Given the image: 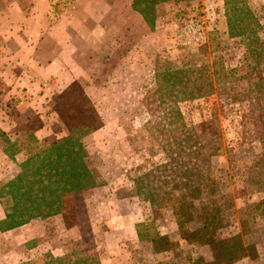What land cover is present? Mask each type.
Here are the masks:
<instances>
[{
	"label": "rangeland",
	"instance_id": "374dc122",
	"mask_svg": "<svg viewBox=\"0 0 264 264\" xmlns=\"http://www.w3.org/2000/svg\"><path fill=\"white\" fill-rule=\"evenodd\" d=\"M225 1L164 0L154 9L150 43L143 41L141 32L128 29L107 56L95 57L80 44L81 52L75 55L78 71L90 75L93 85L103 83L110 93L87 96L88 83H73L69 93L48 98L42 111H30V126L0 133V264H49V257L80 256L101 264H226L218 250L236 237L237 242H230L235 245L232 257L240 252L245 258L232 264H264V216L259 212L252 217L254 209L262 210L264 181L258 183L257 171L249 169L259 163L257 169L264 172L259 142L264 135V0H240L252 12L253 24L257 20L254 28L260 43L253 56L249 40L229 37ZM68 3L52 4L50 20ZM194 23L201 26L204 39L196 40L190 29ZM172 70H186L196 81L208 71L213 93L182 97L177 107L188 129L205 133L200 144L207 150L200 164L219 183V196H226L222 204L232 206L224 212L229 225L194 245L180 239L172 207H152L134 187L142 172L167 161L164 139L155 138L161 145L149 132L154 133L153 124L170 100L158 99L155 76ZM107 75L111 79L104 81ZM4 100L0 95V102ZM41 117L49 126L39 129L38 137L45 139L37 140ZM66 137L79 139L84 146L95 190L59 196L56 213L44 206L38 217L9 231L8 212L15 196L21 199L19 193L30 192L37 184H54L47 175L58 172L54 163L58 154L50 148ZM134 222L144 223L140 228L144 236L159 233L178 246L169 254H154L150 244L129 228Z\"/></svg>",
	"mask_w": 264,
	"mask_h": 264
},
{
	"label": "trees",
	"instance_id": "16d2710c",
	"mask_svg": "<svg viewBox=\"0 0 264 264\" xmlns=\"http://www.w3.org/2000/svg\"><path fill=\"white\" fill-rule=\"evenodd\" d=\"M163 1L132 0L131 6L153 29L155 6ZM224 9L229 37H242L249 40L250 46L248 47H250L253 56L254 46L260 43L254 28L257 20L253 24L252 12L244 3L240 4V0H226ZM155 78L159 86L155 92L158 99L161 102L167 98L170 100L166 101L167 108L165 111L162 110V117L153 124L152 130L156 134L149 133L154 136V139L156 137L164 139V152L167 161L142 172L135 179L134 187L136 194L143 197L142 199L149 202L152 207H172L180 239L194 245L202 242L206 236L216 233L219 228L221 229V226L225 225L224 212L232 207L227 202L224 203L227 207L222 204L226 196H219V191L216 188L219 183L215 182L214 175L207 173L200 164L201 155L207 150L206 146L200 144V141L207 138L205 133L200 135L194 130L188 129L177 107V103L179 99H183L182 97H209L213 93L210 89L211 78L207 70L198 77L197 81L191 80L190 73L186 70H172L156 74ZM0 133L3 134L1 130ZM156 142L158 141L156 140ZM259 142L264 148V135L260 137ZM158 143L163 145L161 142ZM50 152L58 154L54 161L58 165V172L47 175V181L51 182L54 178V184L52 187L50 184L46 187L37 184L30 192L19 193L21 199L15 196L16 203L14 202L12 211L8 212V230L24 225L38 217L39 211L44 206L49 205L48 209L56 213L59 196L93 189L97 186L94 173L88 165L85 148L79 139L66 137L54 144L50 148ZM258 165L259 163L249 169L257 171L254 174L258 183L261 184L264 181V172L257 169ZM9 187H12L11 189H14L15 192L19 191L18 187ZM28 198L31 199V203L24 200ZM27 206L31 209L27 210L25 208ZM259 207H262L261 211L254 209L252 212L254 219L259 215V212L264 216V200L259 202ZM195 213L197 215H194ZM189 224H196L197 227L189 229ZM143 225L144 223L135 225L136 236L140 241L148 242L154 254L166 255L176 245L178 246L169 237L159 233L144 236L140 232ZM228 225L229 223L225 226ZM235 240L237 242L238 237L232 238L228 243L223 242L220 246L221 249L218 250L219 258L224 256L226 264H232L245 258V255L240 252H238V256L232 257L235 245H230V242ZM49 259V264H100L98 261H91L83 256L74 260L53 257H49Z\"/></svg>",
	"mask_w": 264,
	"mask_h": 264
},
{
	"label": "crops",
	"instance_id": "0c3cea01",
	"mask_svg": "<svg viewBox=\"0 0 264 264\" xmlns=\"http://www.w3.org/2000/svg\"><path fill=\"white\" fill-rule=\"evenodd\" d=\"M59 1L0 0V73L8 74H0V95L5 98L0 102V130L4 133L13 126H30L29 112L42 111L48 98L69 93L73 83H88L87 96L110 93L103 83L93 85L90 75L78 71L75 55L81 52L80 44L93 56L102 57L125 39L128 29L144 34L143 41L148 43L155 30L130 0H70L50 20L51 5ZM5 112L8 116L3 117ZM41 122L34 134L37 140L45 139L38 137L39 129L49 126ZM135 223L129 227L134 232Z\"/></svg>",
	"mask_w": 264,
	"mask_h": 264
},
{
	"label": "built area",
	"instance_id": "2783aa9c",
	"mask_svg": "<svg viewBox=\"0 0 264 264\" xmlns=\"http://www.w3.org/2000/svg\"><path fill=\"white\" fill-rule=\"evenodd\" d=\"M190 29L193 31V34H195V36L197 37V41L204 39V33L199 23L191 24Z\"/></svg>",
	"mask_w": 264,
	"mask_h": 264
}]
</instances>
